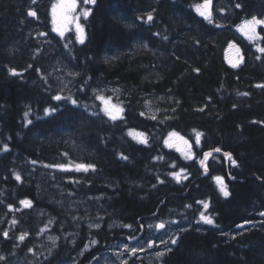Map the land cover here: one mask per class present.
I'll use <instances>...</instances> for the list:
<instances>
[{"label":"trees","instance_id":"obj_1","mask_svg":"<svg viewBox=\"0 0 264 264\" xmlns=\"http://www.w3.org/2000/svg\"><path fill=\"white\" fill-rule=\"evenodd\" d=\"M52 1L0 0V264H83L175 217L190 227L155 264H264V40L240 31L264 19V0H212L211 23L195 8L203 0H96L83 44L53 31ZM235 53L243 59L233 68ZM97 94L122 102V119L104 115ZM171 132L202 133L197 157L167 147ZM69 162L95 170L45 167ZM181 169L189 177L177 182ZM199 201L214 224L199 222ZM127 264L149 263L134 255Z\"/></svg>","mask_w":264,"mask_h":264},{"label":"snow or ice","instance_id":"obj_2","mask_svg":"<svg viewBox=\"0 0 264 264\" xmlns=\"http://www.w3.org/2000/svg\"><path fill=\"white\" fill-rule=\"evenodd\" d=\"M33 3H35V0H33ZM83 4L84 5H95L96 0H83ZM211 5H212V0H203V3L195 5L197 12L202 17L209 20L210 23L212 22ZM78 7H79L78 0H58L57 3H54L52 5V8H51L52 23L54 25L53 31H56L60 35V37L64 38L65 33L70 31L71 30L70 26L74 24L75 30H76V40H77V42L83 44L84 40H85V31H84V28L79 21L81 19V16L86 20L91 15V9L85 7L81 10V12L79 14H76ZM236 7L239 8L241 6H240V4H236ZM28 15L31 17H36L37 14L34 10H29ZM147 20L148 21L153 20V16L151 15V13H149L147 15ZM217 26H219V25H217ZM258 26H264V19L258 18L256 16H252L250 19H246L243 21L242 25L240 26V31L243 32L244 35H246L249 40H257V39L264 40V36H260L259 32H257ZM39 34L40 35H46V33H39ZM165 39H167V37H165ZM234 47H235V45H232V44L229 45V48H234ZM238 51H239V49H237V52ZM257 51L261 54H264V47L257 46ZM242 59L243 58L241 57L240 61H237V62L230 61V63H232V67L233 68L238 67V65L242 61ZM257 59H260V57L258 56ZM29 67H31V65H29ZM37 71H39V69H37ZM196 71H199V69H196ZM9 72L13 76L20 75V73L15 68H10ZM73 75H75V74H73ZM257 87H264V85H257ZM244 95H247V93H244ZM95 98L101 102V104L103 105L101 110L103 111L104 115H106L110 120L117 121L118 119H122L123 112H124L122 102L120 104L113 103L112 97H110V96L106 97L103 94H97ZM52 99L55 101L67 100V101H70L71 104H73V105H77V103H78L77 100L73 99L71 96L64 97L60 94L54 95L52 97ZM55 111H57L56 107H51L49 109H45V114L49 115ZM143 114L144 113H141V115H143ZM25 115L27 116V113H25ZM152 119H155V117L153 116ZM28 123H31V121H28ZM129 135L133 136L134 139L139 137L140 139L138 140V142H140V143H145V144L147 143V139L145 138L144 133H137V132H135V130H129ZM201 136H202V133L196 132V143H197V145L200 143ZM169 137L170 138L171 137H178V139L181 140L184 145L188 146L189 148L191 147V145H189V142L187 140H185L183 137L179 136L178 133L172 132L169 134ZM165 144L171 146L169 140H165ZM3 150L8 151L9 150L8 146L4 145ZM178 150H180V149H178ZM214 151L220 152L221 149L216 148V149H214ZM65 155H67V154L65 153ZM210 155H211V152L204 153L205 158L209 157ZM224 156L228 160H231L233 165L236 164V161L232 159L230 153H224ZM123 159H127V157L125 156V157H123ZM32 163L35 164V163H37V161H32ZM201 163H203V161H201ZM45 167H55V168L60 169L61 171H72V170H74L77 172H80V171L88 172L90 169L93 171L95 170V166L92 164L75 163V165L73 167L71 162H69V164L45 165ZM173 167H175V166H173ZM183 172H184V170L181 169L180 172H173V173H171V175L177 180V182H180ZM15 178L17 181L21 180V177L19 174H16ZM183 179H187V177L183 176ZM214 179L216 180L220 191L223 193V195L225 197H227L229 195V192L227 190V185L223 181V178L217 176ZM19 203L22 206H24L25 208H31L32 207V201L29 199L21 200V201H19ZM198 203H202L203 207L205 209L208 208L207 203H205L203 201H199ZM8 208H9V211L14 210L12 205H8ZM260 215H264V212H261ZM200 219L207 224H210V225L214 224V220L210 216L205 215L203 212L200 214ZM51 222L52 221H49V223H51ZM11 223L13 225H15L17 223V221L13 220V221H11ZM90 227H91V225H90ZM96 227H99V225L97 224ZM125 227L130 228L131 226L125 225ZM141 228H143V225H141ZM155 228L158 230H162L165 228V224L162 222L158 223L155 225ZM46 230H47V227L42 228L40 231L44 232ZM2 235L5 239L9 238L8 231H4L2 233ZM27 236H28V233H22L17 237V239L22 243V242H24V240L26 239ZM49 239L54 240L53 237H49ZM130 239H137V238L135 236H133V237H130ZM91 243L93 245H95L98 242L96 240H92ZM154 243L155 242L153 240H149L148 245H147L148 248L153 247ZM161 243L165 244V245H167L168 243L176 244L177 238H170L168 241H165L161 238ZM124 247H125L126 251H130L133 255H135L137 253V251L144 250L142 247L141 248L132 247L131 249H129L127 245H125ZM87 248H88V246L86 245L85 250H87ZM167 250L171 251V248H168ZM29 251L31 252L32 249H29ZM164 254H165L164 252H158L156 255H157V257H160V256H163ZM0 259H4V258L0 257ZM123 264H127V261H124Z\"/></svg>","mask_w":264,"mask_h":264},{"label":"rangeland","instance_id":"obj_3","mask_svg":"<svg viewBox=\"0 0 264 264\" xmlns=\"http://www.w3.org/2000/svg\"><path fill=\"white\" fill-rule=\"evenodd\" d=\"M58 0H53L50 6V15L52 20V14H51V8L54 3H57ZM79 7L77 8V13L79 14L81 10L85 7L90 8L92 5H84L83 1L78 0ZM85 19L81 16L80 23L84 28L85 31V39H86V24ZM54 27V25H53ZM71 30L66 32L65 35L69 32H74L76 34L75 26L74 24L70 26ZM56 32V31H55ZM234 60L238 61L240 60V57L236 55V53L232 56ZM114 92V91H111ZM110 96L109 94L105 95ZM111 97V96H110ZM113 103L119 104L117 101H112ZM141 133V132H137ZM172 133V132H171ZM179 136L183 137L185 140L189 142V145L191 147L184 145L181 140L178 139V137H169V134L166 136L165 140L170 141V145H166L167 147L176 150L179 154H181L185 159L191 160L194 159L196 156V146H201L202 142V136L200 138V143L197 145L196 143V132L192 134V136H185L179 132ZM139 140L140 138L137 137ZM180 149V150H178ZM180 172V171H179ZM183 176L189 177V174L187 171L184 170L182 174ZM222 177V176H219ZM223 178V177H222ZM223 181L225 183V179L223 178ZM217 183V182H216ZM226 184V183H225ZM218 185V184H217ZM219 187V186H218ZM208 204V203H207ZM208 210L204 208V214L207 216H210L209 213L206 211ZM211 217V216H210ZM212 218V217H211ZM164 223L165 228L162 230H158L155 228V225L158 223ZM200 223H205L201 219H199ZM151 226V227H150ZM190 227V224L188 221H186V218H172V219H164V218H157L153 220L146 228L145 232L143 234L138 235L137 239H130L128 242H111L107 243L104 247L101 249H98L92 256H90L86 261H84L83 264H119L121 262L127 261L130 257L134 256L130 251L125 250V245L128 246L129 249L132 247L137 248H143L142 251H137L135 254L137 257H141L145 259L149 264H155L157 262H160L162 259L165 258L167 254V249L171 246V243H168L167 245L161 243V238L165 241H168L170 238H176V235L180 230H185ZM153 240L155 241L153 247L148 248V241ZM158 252H164L165 254L163 256L157 257ZM14 264H20V263H14ZM62 264H77L75 260L67 263Z\"/></svg>","mask_w":264,"mask_h":264},{"label":"water","instance_id":"obj_4","mask_svg":"<svg viewBox=\"0 0 264 264\" xmlns=\"http://www.w3.org/2000/svg\"><path fill=\"white\" fill-rule=\"evenodd\" d=\"M211 8H212V5H211ZM262 216H264V215H262Z\"/></svg>","mask_w":264,"mask_h":264}]
</instances>
